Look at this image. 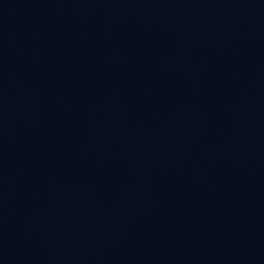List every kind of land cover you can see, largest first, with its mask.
Returning <instances> with one entry per match:
<instances>
[{"label":"water","instance_id":"water-1","mask_svg":"<svg viewBox=\"0 0 264 264\" xmlns=\"http://www.w3.org/2000/svg\"><path fill=\"white\" fill-rule=\"evenodd\" d=\"M0 264H264V0H0Z\"/></svg>","mask_w":264,"mask_h":264}]
</instances>
